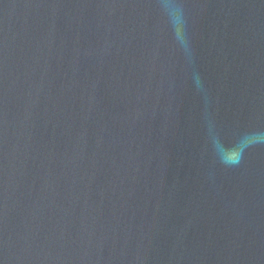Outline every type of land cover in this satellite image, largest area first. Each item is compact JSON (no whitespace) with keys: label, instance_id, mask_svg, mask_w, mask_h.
<instances>
[{"label":"water","instance_id":"1","mask_svg":"<svg viewBox=\"0 0 264 264\" xmlns=\"http://www.w3.org/2000/svg\"><path fill=\"white\" fill-rule=\"evenodd\" d=\"M0 264H264V0H0Z\"/></svg>","mask_w":264,"mask_h":264},{"label":"clouds","instance_id":"2","mask_svg":"<svg viewBox=\"0 0 264 264\" xmlns=\"http://www.w3.org/2000/svg\"><path fill=\"white\" fill-rule=\"evenodd\" d=\"M241 156H242V153L228 160L221 159V163L225 164L226 166H233L239 162V159L241 158Z\"/></svg>","mask_w":264,"mask_h":264}]
</instances>
